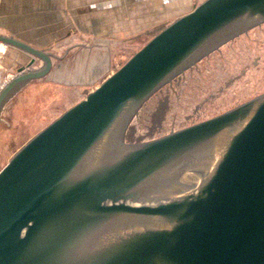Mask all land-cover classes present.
<instances>
[{
  "label": "water",
  "instance_id": "water-1",
  "mask_svg": "<svg viewBox=\"0 0 264 264\" xmlns=\"http://www.w3.org/2000/svg\"><path fill=\"white\" fill-rule=\"evenodd\" d=\"M262 24L264 0H199L20 146L0 264H264V92L173 130L212 55ZM0 42L29 57L1 114L57 57Z\"/></svg>",
  "mask_w": 264,
  "mask_h": 264
},
{
  "label": "crops",
  "instance_id": "crops-1",
  "mask_svg": "<svg viewBox=\"0 0 264 264\" xmlns=\"http://www.w3.org/2000/svg\"><path fill=\"white\" fill-rule=\"evenodd\" d=\"M186 4L173 8L172 0H0V35L57 57L45 80L29 82L13 97L24 89L39 95L41 84H56L66 93L60 108H68L84 96L81 87H96L107 77V54L113 43L139 37L195 6L193 0ZM73 60L78 61L77 74L70 65ZM66 61L70 62L66 67L56 69L55 65ZM28 62L27 55L7 46L0 65L13 76ZM38 66L39 62L33 65Z\"/></svg>",
  "mask_w": 264,
  "mask_h": 264
},
{
  "label": "rangeland",
  "instance_id": "rangeland-1",
  "mask_svg": "<svg viewBox=\"0 0 264 264\" xmlns=\"http://www.w3.org/2000/svg\"><path fill=\"white\" fill-rule=\"evenodd\" d=\"M187 2L188 0H172L173 8L176 5L184 6ZM174 20L158 24L155 28L142 32L139 37H124L119 42L120 45L113 43L114 46L107 54L109 68L106 76L118 70L133 53ZM66 62L64 65L61 63L55 65L56 69L66 67L70 63ZM77 62L73 60L70 63L75 67L76 74L79 70ZM6 77L7 73L1 69L0 86ZM40 86L42 87L39 95L31 94V91L24 89L9 100L1 112L0 170L20 146L67 109L60 108L66 96L62 88L56 84ZM90 89L81 87L80 91H84L85 96L92 91ZM263 92L264 24L225 44L212 55L173 130L220 114Z\"/></svg>",
  "mask_w": 264,
  "mask_h": 264
},
{
  "label": "built area",
  "instance_id": "built-area-1",
  "mask_svg": "<svg viewBox=\"0 0 264 264\" xmlns=\"http://www.w3.org/2000/svg\"><path fill=\"white\" fill-rule=\"evenodd\" d=\"M195 1V5H197L198 4V1L199 0H194ZM6 50H7V45H5V44H3V43H1L0 42V60H1V57L3 56V54L6 52ZM1 69H2V67H1V65H0V71H1ZM12 77V75L11 74H7V77H6V80L4 81V82H6L8 79H10ZM3 82V83H4ZM3 85V84H2ZM1 85V86H2ZM0 86V87H1Z\"/></svg>",
  "mask_w": 264,
  "mask_h": 264
},
{
  "label": "flooded vegetation",
  "instance_id": "flooded-vegetation-1",
  "mask_svg": "<svg viewBox=\"0 0 264 264\" xmlns=\"http://www.w3.org/2000/svg\"><path fill=\"white\" fill-rule=\"evenodd\" d=\"M240 37H241V36H239L238 38H240ZM236 39H237V38H236ZM236 39H234V40H236ZM234 40H233V41H234Z\"/></svg>",
  "mask_w": 264,
  "mask_h": 264
},
{
  "label": "trees",
  "instance_id": "trees-1",
  "mask_svg": "<svg viewBox=\"0 0 264 264\" xmlns=\"http://www.w3.org/2000/svg\"><path fill=\"white\" fill-rule=\"evenodd\" d=\"M231 43V42H230Z\"/></svg>",
  "mask_w": 264,
  "mask_h": 264
}]
</instances>
